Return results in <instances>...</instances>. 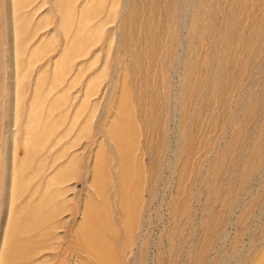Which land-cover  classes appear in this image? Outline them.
Returning <instances> with one entry per match:
<instances>
[{"label": "rangeland", "instance_id": "374dc122", "mask_svg": "<svg viewBox=\"0 0 264 264\" xmlns=\"http://www.w3.org/2000/svg\"><path fill=\"white\" fill-rule=\"evenodd\" d=\"M123 122L135 135L120 147L137 138L131 217L114 142ZM73 157L87 168L72 173ZM96 163L111 170L108 230L126 220L135 237L116 264H264V0H0V264L26 214L23 239L46 250L32 264L88 261L66 250L85 204L102 207Z\"/></svg>", "mask_w": 264, "mask_h": 264}, {"label": "bare ground", "instance_id": "6f19581e", "mask_svg": "<svg viewBox=\"0 0 264 264\" xmlns=\"http://www.w3.org/2000/svg\"><path fill=\"white\" fill-rule=\"evenodd\" d=\"M102 2H103V0H102ZM112 15L113 14H111L110 17ZM150 39H151V37H150ZM153 48H154V44L152 42H149L148 43V50L151 54L153 52ZM92 88H90V89H92ZM34 100L35 101L37 100L36 96L34 97ZM86 100H88V99H86ZM49 109H50V111L51 110L55 111L56 107H53V104H51ZM95 111L96 110L93 108V110L87 115L85 120L82 122L83 125H82L81 129H82V133L85 135L88 133L89 129L91 128V123L93 122V115L95 114ZM81 115H83V114H81V111H80L79 114H77V116H75V119L77 122L80 119ZM29 121H30V128L28 127L29 130L26 131V133H27L26 139H28L26 141L28 143L27 149L29 151H31L32 141L30 139L32 136H34V132L36 133L38 128H35L36 120L33 116H32V118L29 117L27 122L29 123ZM131 125H132L131 123L130 124H124V122H123V124L121 126H119V129H118L119 133L115 137V141H114L116 147L118 146L117 149H121V151L123 152L124 160H125V161H120L121 169H122V175H123L124 183H125L124 195L126 193L125 199H127V201L123 202V207L125 206L126 203H127V205L129 204L128 203L129 197L131 198L133 196L134 197L133 199L135 200L134 204L132 202V206L129 210L124 209V211L126 212V215H128L129 217H131L133 213H134V216L137 215L138 211H139V200L137 198L138 190L134 191L132 189L133 187H130V183L132 181L131 176L134 173H133L132 169H129V167H128V159H129L128 156L129 155H127V149L130 150V149H133L135 146L137 147V144H136L137 138H136V143L134 141L133 143H131V145L128 148L126 146H125V148H121L120 146H121V144L126 143L127 141H130L131 137L134 138L135 132H133V130L129 128ZM54 126L47 128V129L45 128L44 132H47V130H53ZM127 135H131V136L123 139V137L127 136ZM88 142H91V141L89 140ZM134 144H135V146H134ZM29 153L30 152L25 150V154H29ZM131 155H132V153H131ZM103 156H104L103 153L97 154L98 159H99V157H103ZM74 160H76L75 166H74ZM80 160H81V162H80ZM126 161H127V163H126ZM129 161H130V159H129ZM70 162H73V166L70 165L71 166V170H70L71 172H72V170L74 172L76 169H77L76 171H78L80 166H81V168H83V170L85 168H87L86 163L82 164V157H80L79 160L77 158L73 157L70 159ZM97 163H98V160H97ZM97 163H96V166H97L96 168L98 169L99 179H100V175H102V178L105 179V182L103 183V184H105V186L102 185V207L99 211H97L96 209H94V207L92 208V205H89V202H87L85 204V210L83 213L82 222L80 224H78V227L75 230L72 229L73 232H70V237H71L72 242L69 243V248H67V250H66L68 252L71 251L70 256H69V260H71L73 258V255L75 254V251L77 250V247L81 248L80 255L79 256L77 255L78 259L80 257H85L86 260L88 259V261H81L79 259L80 262L78 264H116L114 262V259L116 258L120 261V258H122L121 255H122L123 251L125 249L131 247L132 246L131 244L135 241V237L131 231L132 228L129 226L127 227L125 224L126 220L124 221L123 226L124 225L125 226L122 229V231L116 230L115 232H113L114 228H111L110 230H108V227L112 226L114 220L111 219L110 215L108 214L109 210H108V203L106 200L107 194L105 195V193H106V187H107V185L109 186V183H108V180L103 176L110 177L111 170L109 168V165L103 164V163H102V165H99ZM14 164H15V162H14ZM70 166H68V167H70ZM16 167H17V165L15 164V170H14L15 175L17 174L16 173V169H17ZM119 173L121 174V171ZM73 175H75V177H76V174L70 173L71 177L69 176V177L65 178L63 182L67 183V182L72 181ZM19 178H20V175H19ZM152 180H154V179H152ZM15 182L13 185L14 199H13V205L12 206H13V208L15 207V210L20 211L24 207H22L20 205L22 202H20V203H17V202L22 199L21 198L22 195L20 194V191L18 190L20 188V186L17 185V183H15ZM56 211H58L56 216L53 217L51 220H49L50 227H51V229H54V231L46 239V241L43 243V245H47L45 247H48L50 249L54 248L53 242H54V240L58 239V237L55 233L59 229L63 228V222L59 221V217L62 214L66 213V211H68V209L63 211L62 206H59L56 209ZM126 215H125V219H128ZM25 217H27L28 220H25L24 219ZM14 218H15V221L13 223V227L11 228V230L9 232L10 235L8 237L9 239L7 241V247L4 251V255L9 256V258L11 260L10 264H30L32 261H34L35 256H38L42 251H46V250H43V248H41V249H37L36 254L33 253L32 245L36 241V237L34 235H31V236L28 235L23 239V233L25 231H27L26 234L28 233L29 226L31 225V223L33 221H35V215L34 214H26L24 216L14 217ZM127 225H128V223H127ZM7 233H8V231H7ZM123 235H125V237ZM13 242L16 243V245L14 247H13ZM53 257H54V259L57 258V255H54ZM56 264H58V263H56ZM60 264H63V263L61 262Z\"/></svg>", "mask_w": 264, "mask_h": 264}]
</instances>
